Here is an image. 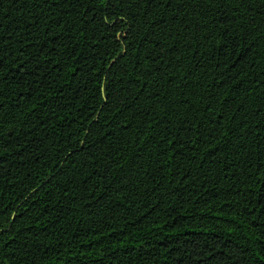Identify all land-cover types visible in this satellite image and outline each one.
Segmentation results:
<instances>
[{"label": "trees", "instance_id": "16d2710c", "mask_svg": "<svg viewBox=\"0 0 264 264\" xmlns=\"http://www.w3.org/2000/svg\"><path fill=\"white\" fill-rule=\"evenodd\" d=\"M0 264H264V0H0Z\"/></svg>", "mask_w": 264, "mask_h": 264}]
</instances>
